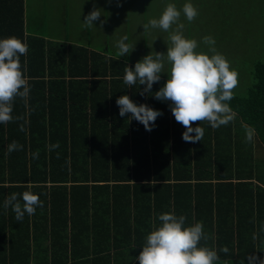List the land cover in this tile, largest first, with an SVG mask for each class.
Masks as SVG:
<instances>
[{"label": "trees", "instance_id": "obj_1", "mask_svg": "<svg viewBox=\"0 0 264 264\" xmlns=\"http://www.w3.org/2000/svg\"><path fill=\"white\" fill-rule=\"evenodd\" d=\"M23 14L24 0H0V39L27 44L20 63L31 89L26 101L15 99L13 121L0 123V264H138L153 223L172 212L186 217L185 226L203 223L200 245L217 251V264L264 258V172L255 151L234 138L249 125L264 149V62L254 64L246 95L228 102L235 133L227 127V140L203 136L191 145L170 130L166 107L155 121L162 128L150 132L119 109L114 115L115 88L94 95L87 70L75 64L77 47L46 50L26 33ZM13 141L22 150L9 153ZM24 191L43 207L17 221L4 204Z\"/></svg>", "mask_w": 264, "mask_h": 264}, {"label": "clouds", "instance_id": "obj_2", "mask_svg": "<svg viewBox=\"0 0 264 264\" xmlns=\"http://www.w3.org/2000/svg\"><path fill=\"white\" fill-rule=\"evenodd\" d=\"M101 11L94 6L84 17L83 23L87 27H94L93 22L99 20ZM182 13L189 22L198 16V10L190 0L179 10L175 4L168 3L159 18L150 19L143 26L145 31L159 28L169 33L167 51H151L133 67L125 66L123 81L128 86L138 81L139 85H145L140 94H148L153 84L160 81L167 63L168 78L163 87L154 93V98L170 102L172 116L185 128L182 133L183 141L196 143L202 140L204 129L200 126L193 128L194 122L207 121L213 129H217L235 119L236 113L228 102L234 98V89L239 81L238 73L231 68L227 59L216 51L213 37L202 38V42L209 45V55L203 51L198 52L197 41L183 35L184 24L179 22ZM100 23L102 25L104 21ZM173 25H176L175 29ZM127 40L128 36L125 35L117 41L118 57L126 56L134 50L132 45L126 43ZM27 52V44L15 36L0 39V123L13 121V103L17 97L25 101L29 97L31 89L20 63V57L27 55ZM116 105L120 117L130 114L131 119L142 124L149 132L155 127L156 119L162 115V112L146 104L134 103L127 95H121L116 100ZM242 127L245 130V142L250 143L255 129L249 125ZM20 130L23 131V127ZM58 147L57 142L50 145V150ZM16 150H22V146L13 141L8 146V152ZM37 157L38 153L34 154L33 158ZM18 197L22 199L23 205ZM4 206L11 207L15 219L22 221L25 213L34 215L36 208L43 207V203L38 195L24 191L12 193L6 198ZM157 219L159 226L153 223L152 230L145 237L142 250L135 258L138 264H217L220 259L217 251L200 245L202 239H207L202 222L185 226L186 217L177 216L174 212L160 214ZM220 251L227 253L228 248L223 247ZM246 260L248 264H264V258H258L254 254L247 256Z\"/></svg>", "mask_w": 264, "mask_h": 264}, {"label": "rangeland", "instance_id": "obj_3", "mask_svg": "<svg viewBox=\"0 0 264 264\" xmlns=\"http://www.w3.org/2000/svg\"><path fill=\"white\" fill-rule=\"evenodd\" d=\"M100 1L58 0L53 4L58 5L54 10L41 1L36 4L35 0H28L25 9L30 19L34 18V15L41 18V12L46 11L49 17H46V26L49 27L47 33L50 32L52 38L59 36L60 40L66 38L69 43L77 42L81 45L90 44L92 38V46L99 48L102 47L104 40L107 41L109 50L103 48L102 53L117 56V41L127 35L126 43L132 45L134 50L122 57L125 60L138 62L151 51L166 53L168 45L169 33L159 28L145 31L143 26L150 19L159 18L168 3L175 4L179 10L189 2V0H110L104 6ZM190 2L198 10V16L189 22L183 13L181 14L179 22L184 24L183 35L195 39L198 43L197 51L205 53H208L209 45L204 44L202 38L213 37L216 51L222 54L231 68L238 73L239 83L234 89V95L245 96L252 83L251 74L254 64L258 61L264 62V0H190ZM94 6L107 16H101L99 20L93 22L94 27L91 32L94 36L89 39L85 32L80 33L76 27L84 24L85 16L82 12L85 11L86 14ZM128 13L131 17L129 19L126 18ZM81 16L83 19L80 21ZM35 21L37 22L36 19ZM101 21H104L102 25ZM40 25L42 21L35 27ZM35 27L29 24L26 28L34 32L38 30ZM175 27L176 25H173V29ZM80 29L85 31V26ZM168 67L165 63L164 73H161V78L165 81L168 78ZM236 137L239 139V146L245 145L246 148H250L249 152L255 151L254 156L256 154L259 156L258 166L264 172V161H262L264 149L259 146L255 138L250 143H246L245 134L237 133ZM258 147L261 149L260 153H256ZM231 148L235 149L233 146Z\"/></svg>", "mask_w": 264, "mask_h": 264}, {"label": "crops", "instance_id": "obj_4", "mask_svg": "<svg viewBox=\"0 0 264 264\" xmlns=\"http://www.w3.org/2000/svg\"><path fill=\"white\" fill-rule=\"evenodd\" d=\"M43 2L44 5H50L52 7V9L56 10L58 5H53L55 4L54 2H57L58 0H35L36 4ZM110 0H101L100 3H102L104 6L107 5V3ZM28 2V0H24V14H23V18H24V25L25 28L29 25L32 24L34 27L37 26V24L39 22L42 21V25L35 27V29H38L34 32L29 31L27 29L26 33L29 34H33L35 36V38H40L44 41V45L46 46L45 49L48 50V47L50 45H65L66 47H71V46H75L77 47L76 49L79 51L77 52V54H73L74 58H75V64L80 65L81 67H83L84 70H87V73L84 75L85 76V82L86 85L89 87H91V89L93 88L92 93L94 95H99L100 93H98L99 90H101L100 88L102 86L105 85H111L112 89L115 88V90L117 91V97L119 98L121 95H124V91H127V96H129V98L136 104H146L149 107L153 108L154 110H158L161 112L162 106L168 110L166 112V114H168L169 117V124L172 122L173 124L170 127V130H172V127L174 128V130L176 131L175 135H179L182 134L185 131V128L179 124L178 122L175 121L174 117L171 114L170 108H169V101H158L154 98V93L156 91H158L161 87H163L164 83L166 82L163 78L160 79V81L158 83L153 84L152 89L150 90V93L148 94H144L141 95L140 93L143 91L145 85H139V82L137 81L136 84L132 85V86H128L124 83L123 81V77H124V68L125 66L128 67H133L134 64L136 62L134 61H130V60H125L122 56L118 57L115 56L113 54H108V53H102L101 50H106L108 51L109 48L107 46L108 42L107 41H103V45L102 47H94L91 44L92 41V35L94 36V34L91 32L93 30V27H87L85 24L80 25L79 27L77 26L76 29H78L80 31V33L85 32L86 36H88V38H91L90 44L87 43L86 45H81L78 44L77 42L74 43H69L67 42V39L65 38L64 40H60L58 37L56 36L55 38L51 37L50 32L47 33V30L49 29V27H47L46 25V20L48 17V15L46 14V11H42V16L41 18L37 17L36 15H34V18L30 19L28 17V14L26 13V3ZM64 2V1H62ZM65 3V2H64ZM83 10V9H82ZM84 14V16H87L90 12H87L85 14V11L82 12ZM52 15V13H50V16ZM102 17H106V13H101ZM130 13L127 14L126 18H131L129 17ZM49 18V17H48ZM81 19H79L80 21L83 19V17H80ZM35 19L37 20V22L35 21ZM84 20V19H83ZM129 22H127L128 24ZM46 26V27H45ZM85 26V31H81V27ZM45 27V28H44ZM46 33V34H45ZM143 44H145V41L143 40ZM55 49L57 50L56 46ZM54 49V50H55ZM68 63L66 62V65ZM66 68V66H64ZM112 67V68H111ZM68 80V79H67ZM113 93V92H112ZM114 95V94H113ZM113 98H116L115 96H113ZM150 99H152L150 101ZM118 106L115 104L114 105V115L115 112H118ZM164 109V111L166 110ZM163 116V113H162ZM127 121L128 122H135L136 126L142 128L143 125H139L140 123H138L137 121H135L134 119H131L130 114H128L127 116ZM237 123L236 120L234 119L232 122H230L228 125L226 126H221L217 129H213L210 124L209 127L207 125V122H201V123H193L192 127L195 128L197 126H200L204 129V137L206 136H210V143L214 144L215 141H220L222 139H228L227 134L224 135V131H226L227 127H231L233 132H235V130L237 129ZM162 128V126L160 125L159 122H155V129L157 128ZM217 133V135H216ZM192 136H194L193 133ZM221 134H223L222 136H220ZM232 134V133H231ZM237 132L235 133V137H236ZM232 136H234V134H232ZM230 137V134H229ZM179 140V139H178ZM181 143H184L185 141H183V139L181 138ZM179 140V141H180ZM158 142H162V139H160ZM235 142V141H234ZM163 143H164V139H163ZM194 143H191V145H193ZM235 144L237 145V143L235 142ZM230 150H232V148H230ZM230 182L235 183V180H231Z\"/></svg>", "mask_w": 264, "mask_h": 264}]
</instances>
